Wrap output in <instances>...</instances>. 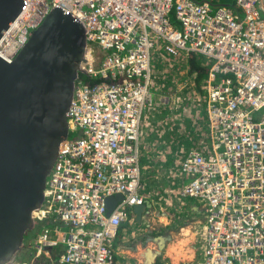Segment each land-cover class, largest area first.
I'll return each instance as SVG.
<instances>
[{"label": "built area", "instance_id": "built-area-1", "mask_svg": "<svg viewBox=\"0 0 264 264\" xmlns=\"http://www.w3.org/2000/svg\"><path fill=\"white\" fill-rule=\"evenodd\" d=\"M23 0L0 36L10 62L52 8L79 21L86 46L42 205L18 264H114L113 239L145 203L139 128L154 105L153 52L206 60V138L184 155L182 196L204 203L199 264H264V0ZM212 13L213 8H215ZM174 11L177 26L170 21ZM76 131L75 137H69ZM122 195L110 213L106 198ZM62 246L56 262L50 248Z\"/></svg>", "mask_w": 264, "mask_h": 264}, {"label": "water", "instance_id": "water-1", "mask_svg": "<svg viewBox=\"0 0 264 264\" xmlns=\"http://www.w3.org/2000/svg\"><path fill=\"white\" fill-rule=\"evenodd\" d=\"M23 0H0V36ZM86 46L82 24L52 8L10 62L0 57V264L23 246L44 199ZM122 195L106 198L110 213ZM147 203L132 210L140 223ZM148 264L161 252L146 248Z\"/></svg>", "mask_w": 264, "mask_h": 264}, {"label": "crops", "instance_id": "crops-1", "mask_svg": "<svg viewBox=\"0 0 264 264\" xmlns=\"http://www.w3.org/2000/svg\"><path fill=\"white\" fill-rule=\"evenodd\" d=\"M153 56L157 58L154 63L156 66L153 67L150 62L154 105L143 114L139 128L138 159L144 185L142 194L148 206L140 223L136 221L131 209L128 219L118 226L112 242L114 264H148L146 248L161 252L152 264L158 259L163 260V264H199L205 206L196 198L181 195L189 176L181 172L180 163L193 145L197 146L201 140L206 139L204 124L207 117L203 108L199 114L198 108L194 106L197 104L189 93L193 90L197 93L200 82L205 85L207 64L206 60L197 57L198 66L204 71V76L199 78L197 75L200 69L193 70L190 64L193 57L188 56L189 69L185 65V72H188L190 83L194 85L188 89L182 80L185 91L182 93L183 101L176 94L171 102L168 97L167 100H161L165 89H156L162 84L166 87L170 76H159L160 79L154 77L157 72L163 77L167 72L164 68L173 69L175 63L168 65L171 57L163 52L157 55V51H154ZM171 80L174 78L171 77ZM171 80V91H175L177 83ZM175 80H179L177 74ZM201 94L203 101L205 92L203 94L201 91ZM196 97L199 98L197 95ZM62 250V246L50 248L48 256L43 260L47 263L56 262Z\"/></svg>", "mask_w": 264, "mask_h": 264}, {"label": "rangeland", "instance_id": "rangeland-1", "mask_svg": "<svg viewBox=\"0 0 264 264\" xmlns=\"http://www.w3.org/2000/svg\"><path fill=\"white\" fill-rule=\"evenodd\" d=\"M234 2H235V0H219V2H216L215 4H223V5H227V6H229V5L230 6H233V3ZM215 9H216V7L213 8L212 13H214ZM170 21H171V23L173 25H175V26L178 25L176 23V21H175V18H174V11L170 15ZM157 55H159V52H157ZM165 55H167V54H165ZM188 56L189 55H186V54H181V55H178V56H175V57L170 56L171 57V60L168 61V65L171 64V62L175 63L174 66H173V69H169L168 67L164 68V69H167V72L165 74H163V77H162V74H160L159 72H157V75H156V77H154V79H160L159 76L161 78H164V76L169 75L170 76V79L169 80H171V77H172V78H174V80H171V81L174 82V83H177L176 84L175 91H171V88L172 87L169 84V80H168V83H167L166 87H165L164 84L159 85V86L156 87L157 90L158 89H162V90L165 89V91L162 92V94H163L164 97L161 100H167L166 97H168L169 98V101L171 100V102H172L173 99H175L174 98L175 95L178 94V95H180V99L183 101L182 93L183 92L185 93V91H184V87H182L183 86L182 80L184 82V86L187 87L188 89H189V87H191L192 85H194L193 83H190V78L188 76V72L187 73L185 72V69L188 68ZM194 57L195 58H197V57L200 58V56H197V55H194ZM156 61H157V58L155 56H153L151 58V65L153 67L157 65V64H154ZM185 65H187V68H185ZM153 67H152V69H153ZM150 69H151V67H150ZM182 70H183V72L181 73ZM77 73H78V71H77ZM176 74H177V77H178L179 80H175ZM150 79H151V81L153 80L152 72H150ZM75 80H76V78L74 79L73 88H72L73 90H74ZM202 84L203 83L200 82V84H199V90H198L197 93L195 92L196 90H193V91H191L189 93V95H191L194 98L195 103L197 104V105H194V106L198 108L199 114H201L202 108H203L204 109V112H205V115H206L205 100L202 101V98L200 97V95H202L201 94V91H202L203 94L205 92L204 84L203 85ZM194 88L196 89L195 86H194ZM196 95L200 99L199 98L197 99ZM176 101H179V100L176 99ZM204 131L207 132V122H206V124H204ZM76 135H77V132L76 131H73V132L70 133V136L69 137H75ZM205 140L209 143L208 138H206ZM192 147H196V146L193 145ZM187 148H188V145H187L186 149ZM8 264H12V262H10Z\"/></svg>", "mask_w": 264, "mask_h": 264}, {"label": "trees", "instance_id": "trees-1", "mask_svg": "<svg viewBox=\"0 0 264 264\" xmlns=\"http://www.w3.org/2000/svg\"><path fill=\"white\" fill-rule=\"evenodd\" d=\"M192 57L193 58H191V60H190V64H191V67L193 68V70H197V69H195V68H202L201 66H198V59L197 58H195L194 57V55H192ZM199 78H202L203 76H204V71H202L201 69H200V71H198V75H197ZM198 79V78H197ZM196 79V80H197ZM30 249H31V247H29L27 250H25V252H18L17 254H16V256H17V258H21L22 260H28V259H26L27 258V256H29V253H30ZM163 260H160V259H158L157 261H156V263L155 264H163ZM12 264H15V263H12ZM16 264H18V263H16Z\"/></svg>", "mask_w": 264, "mask_h": 264}, {"label": "flooded vegetation", "instance_id": "flooded-vegetation-1", "mask_svg": "<svg viewBox=\"0 0 264 264\" xmlns=\"http://www.w3.org/2000/svg\"><path fill=\"white\" fill-rule=\"evenodd\" d=\"M39 231H40L39 224L35 223L33 227L30 230H28L27 233L25 234L23 240V246L19 250V252H25V250H27L31 246L32 242L37 237Z\"/></svg>", "mask_w": 264, "mask_h": 264}, {"label": "bare ground", "instance_id": "bare-ground-1", "mask_svg": "<svg viewBox=\"0 0 264 264\" xmlns=\"http://www.w3.org/2000/svg\"><path fill=\"white\" fill-rule=\"evenodd\" d=\"M82 62V61H81ZM8 263H10V262H8ZM8 263H6V264H8Z\"/></svg>", "mask_w": 264, "mask_h": 264}]
</instances>
